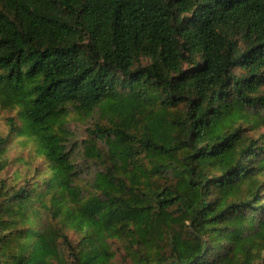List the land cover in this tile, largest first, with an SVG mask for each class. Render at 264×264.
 <instances>
[{
  "label": "trees",
  "instance_id": "obj_1",
  "mask_svg": "<svg viewBox=\"0 0 264 264\" xmlns=\"http://www.w3.org/2000/svg\"><path fill=\"white\" fill-rule=\"evenodd\" d=\"M0 107V264H264V0H0Z\"/></svg>",
  "mask_w": 264,
  "mask_h": 264
},
{
  "label": "rangeland",
  "instance_id": "obj_2",
  "mask_svg": "<svg viewBox=\"0 0 264 264\" xmlns=\"http://www.w3.org/2000/svg\"><path fill=\"white\" fill-rule=\"evenodd\" d=\"M16 110H5L0 107V138L6 137L9 131V125L6 121L8 116H16ZM71 127L76 131L79 139H82L87 136L86 133V123L78 121L72 123ZM37 145L36 143L24 136H13L7 143V149L4 154H0V164L6 162L7 167L1 172L0 176L13 181V177H23L26 174H31L32 165L36 166L42 162L40 156L37 155ZM78 161L85 168L83 178L85 181H92L94 172L96 171V166L91 164L89 167H86V159L78 153ZM23 158L22 161H19V158ZM29 161V164L27 162ZM118 260L122 259V249L117 244Z\"/></svg>",
  "mask_w": 264,
  "mask_h": 264
}]
</instances>
